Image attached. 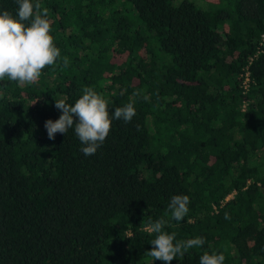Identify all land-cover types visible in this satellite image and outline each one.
I'll use <instances>...</instances> for the list:
<instances>
[{"label": "trees", "instance_id": "trees-1", "mask_svg": "<svg viewBox=\"0 0 264 264\" xmlns=\"http://www.w3.org/2000/svg\"><path fill=\"white\" fill-rule=\"evenodd\" d=\"M40 3L60 57L36 83L0 81V264H165L146 253L161 218L173 243L205 240L170 264H264V0ZM85 87L110 118L136 112L87 157L74 128H45Z\"/></svg>", "mask_w": 264, "mask_h": 264}, {"label": "clouds", "instance_id": "clouds-1", "mask_svg": "<svg viewBox=\"0 0 264 264\" xmlns=\"http://www.w3.org/2000/svg\"><path fill=\"white\" fill-rule=\"evenodd\" d=\"M16 3L18 10L15 16L7 10L0 13V81L7 77L9 81L24 86L36 83L42 70L56 63L60 57V49L55 46L50 34L48 9L42 8L40 0L35 3L32 0H16ZM63 63L65 67L68 65L67 57L63 58ZM55 107L62 114L56 121L49 119L45 122L48 138L54 140L57 133L66 134L69 129L74 128L76 136L84 145L81 152L86 157L95 155L105 142L113 118L129 123L136 114L133 103L130 102L123 107H117L110 118L107 101L89 87L83 89V95L74 105L66 103L64 99H55ZM74 116L78 118L76 123ZM189 202L186 195H174L171 198L168 208L175 221L180 222L187 215ZM225 218H228L227 214ZM165 224L166 221L161 218L149 222L147 227L150 233L157 234L151 241L152 249L146 252L155 260L170 264L178 255L183 256L188 249L205 243L201 237L173 243L176 234L164 232L162 229ZM224 260L223 253L205 252L200 257L199 264H224Z\"/></svg>", "mask_w": 264, "mask_h": 264}, {"label": "built area", "instance_id": "built-area-1", "mask_svg": "<svg viewBox=\"0 0 264 264\" xmlns=\"http://www.w3.org/2000/svg\"><path fill=\"white\" fill-rule=\"evenodd\" d=\"M264 40V34L262 35V41ZM247 81H248V79L247 78H245L244 79V81H243V83L245 84V83H247ZM246 88V87H245Z\"/></svg>", "mask_w": 264, "mask_h": 264}]
</instances>
